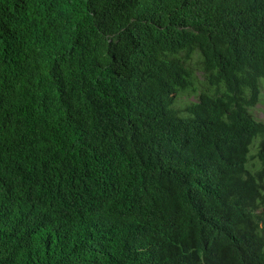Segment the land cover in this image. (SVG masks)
Segmentation results:
<instances>
[{
	"label": "trees",
	"instance_id": "obj_1",
	"mask_svg": "<svg viewBox=\"0 0 264 264\" xmlns=\"http://www.w3.org/2000/svg\"><path fill=\"white\" fill-rule=\"evenodd\" d=\"M260 79L264 0H0V264H264Z\"/></svg>",
	"mask_w": 264,
	"mask_h": 264
},
{
	"label": "rangeland",
	"instance_id": "obj_2",
	"mask_svg": "<svg viewBox=\"0 0 264 264\" xmlns=\"http://www.w3.org/2000/svg\"><path fill=\"white\" fill-rule=\"evenodd\" d=\"M188 65L191 67L194 74V90H186L179 92L174 100L173 108L179 112V114H185V107L191 102L198 100V94L203 90L213 91V87L206 81L204 72L201 68L200 56L197 52L192 54L188 61ZM260 92L256 104L249 109L250 114L257 121L264 123V79L259 80ZM256 141L250 146L251 155H255Z\"/></svg>",
	"mask_w": 264,
	"mask_h": 264
}]
</instances>
